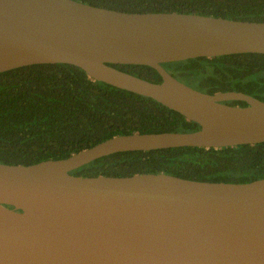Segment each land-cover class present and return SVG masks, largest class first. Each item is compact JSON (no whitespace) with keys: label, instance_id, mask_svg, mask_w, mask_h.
I'll return each instance as SVG.
<instances>
[{"label":"water","instance_id":"1","mask_svg":"<svg viewBox=\"0 0 264 264\" xmlns=\"http://www.w3.org/2000/svg\"><path fill=\"white\" fill-rule=\"evenodd\" d=\"M264 55V22L125 12L77 0H0V73L66 63L194 121L193 132L115 135L56 160L0 163V264H264V179L71 173L124 151L264 142V101L197 90L164 64ZM112 64L145 65L152 82ZM243 101L245 106L228 104Z\"/></svg>","mask_w":264,"mask_h":264},{"label":"trees","instance_id":"2","mask_svg":"<svg viewBox=\"0 0 264 264\" xmlns=\"http://www.w3.org/2000/svg\"><path fill=\"white\" fill-rule=\"evenodd\" d=\"M125 12H178L264 22V0H77ZM113 67L152 82L145 65ZM202 92L239 91L264 101V55L240 53L164 64ZM182 77V78H179ZM228 104L245 106L243 101ZM200 129L156 100L90 79L66 63L33 64L0 73V163L30 165L68 157L115 135ZM71 173L132 176L164 173L185 179L248 183L264 179V142L222 149L173 147L124 151Z\"/></svg>","mask_w":264,"mask_h":264},{"label":"rangeland","instance_id":"3","mask_svg":"<svg viewBox=\"0 0 264 264\" xmlns=\"http://www.w3.org/2000/svg\"><path fill=\"white\" fill-rule=\"evenodd\" d=\"M170 72H171V71H170ZM179 78H182V77L179 76Z\"/></svg>","mask_w":264,"mask_h":264}]
</instances>
